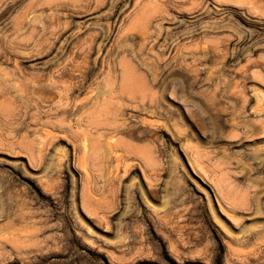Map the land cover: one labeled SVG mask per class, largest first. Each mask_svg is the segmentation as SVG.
Listing matches in <instances>:
<instances>
[{
    "label": "rangeland",
    "instance_id": "rangeland-1",
    "mask_svg": "<svg viewBox=\"0 0 264 264\" xmlns=\"http://www.w3.org/2000/svg\"><path fill=\"white\" fill-rule=\"evenodd\" d=\"M0 264H264V0H0Z\"/></svg>",
    "mask_w": 264,
    "mask_h": 264
}]
</instances>
